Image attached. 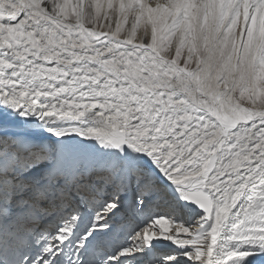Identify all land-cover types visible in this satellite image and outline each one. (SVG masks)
<instances>
[{"label": "bare ground", "instance_id": "obj_1", "mask_svg": "<svg viewBox=\"0 0 264 264\" xmlns=\"http://www.w3.org/2000/svg\"><path fill=\"white\" fill-rule=\"evenodd\" d=\"M2 24L6 26L2 37H10L12 50L20 48L27 59L11 53L10 42L0 37L3 53L10 52L11 60L36 63L32 57L38 56L37 51L47 55L53 49L64 50L72 54L65 57L66 62L102 68L112 77L86 75L87 71L65 67L61 64L66 63L54 57L37 63L69 79L87 81L47 82L40 79L42 74L36 82L0 76V135H21L24 148L36 149L34 165L26 163L24 169L20 168L22 160L17 163L16 172L31 176L13 181L18 182L14 186L20 197L11 207L27 203L26 183L35 184L34 179L43 172L56 171L62 174L57 179H65L68 173L76 177L99 167L104 200L98 204V215L126 205L133 194V202L142 198L138 219L151 209L160 217L152 233L146 234L143 222L132 226L130 238L117 242L119 259L104 254L101 264H155L157 255L163 258L158 264H255L256 258L264 256V236L258 234L262 228L258 222L264 220V107H260L262 103L253 107L241 104L234 95L240 63L241 68L252 71L258 52L264 64V47L257 51L256 46L257 34L264 31V0H0ZM227 37L229 48L220 53ZM106 49L129 55L141 65L146 80L131 66H120L117 57L111 63L101 58L131 79L137 76L152 83L154 96L133 80L83 58H94ZM144 54L165 65L159 68L161 74L151 70L154 65ZM223 72L222 83L218 78ZM256 73L254 69L249 84L254 94ZM164 94L175 98L177 106ZM134 115L138 116L136 126ZM243 134L248 139L242 143ZM238 138L243 150L240 145L237 148ZM102 146L107 147L104 154L99 151ZM19 149L25 157L24 149ZM98 153L101 156L95 159ZM128 155L132 165L142 167L131 171L133 179L121 178L112 191L114 180L109 173L118 170ZM135 176L145 179L144 183ZM168 181L174 185L168 186L170 191L181 198L173 203L164 195L167 201L160 206L155 187ZM141 185L146 188L144 193L137 190ZM180 204L182 209H178ZM129 209L132 211V204ZM175 220L194 226L187 231ZM98 221L101 228L111 226L109 217L100 216ZM173 225L174 235H167ZM69 226H63L67 234L59 236L61 239L73 232ZM92 228H86L83 236L79 232L73 236L81 250L69 243L68 253L62 257L65 264H78L77 255L86 246L84 237L95 236ZM127 253L129 257L123 259ZM43 255L46 252L41 255L44 264H58Z\"/></svg>", "mask_w": 264, "mask_h": 264}, {"label": "rangeland", "instance_id": "obj_2", "mask_svg": "<svg viewBox=\"0 0 264 264\" xmlns=\"http://www.w3.org/2000/svg\"><path fill=\"white\" fill-rule=\"evenodd\" d=\"M13 23V22H12ZM11 23V24H12ZM25 24V23H24ZM25 26V25H24ZM4 27L6 28V26H5V24H2V25H0V37H1V39H3L4 41H6L7 43L8 42H10V44H9V48L12 50L13 48H12V46L13 45H11L12 43V40H11V38L10 37H8V36H6V34H5V36H6V38H5V36H3L2 37V35L4 34ZM11 27H12V25H11ZM263 30H264V25H263V28H262ZM261 29V30H262ZM262 30V31H263ZM2 33V34H1ZM52 33H55V31H53ZM8 38V39H7ZM257 39H256V46L258 47V49H257V51L258 50H260L261 49V47L263 46L264 47V31L263 32H260V35L258 36V34H257V37H256ZM7 39V40H6ZM21 43H22V41H21ZM168 43H170V42H168ZM230 40H229V38L227 37L226 38V40L224 41V44H223V46H221V48L219 49V51H221L220 53H224V51H225V47H226V49H228L229 48V46L228 45H230ZM13 44H15V42L13 43ZM3 50H2V49ZM16 49V48H15ZM133 52H135V51H137V52H139V53H141V51L138 49H134V48H130ZM4 50H5V47H2V46H0V69L2 70H0V76H5L6 75V79H8V80H12L13 78H14V80L16 79V80H24V81H27L28 80V78H29V80L32 82V81H35L36 82V78H39L38 76H41V74H42V76H43V78H40V79H43L42 81H45V80H47V82H48V80H52V81H56L57 79H58V81L59 82H61V81H65V82H72V83H80V82H85V81H87V80H85V79H83L82 77H70L71 79H69V77L68 76H63V75H61L60 73H58L57 71L55 72L54 70L52 71V70H47V68H45V67H42L41 65H39L37 62L36 63H29V64H27L26 62H23V64H22V62H17L16 60L14 61V60H11L10 58H8L9 57V54H10V52L11 53H17L19 56H21V58H22V56H23V58L25 59V60H27L26 59V56L20 51H18V50H20V48L19 49H16V50H12V51H10V52H7V55H5V53H3L4 52ZM56 50V51H55ZM37 51V50H36ZM38 52V51H37ZM57 52V53H56ZM126 52V51H125ZM41 55H43V53H41V52H39ZM4 54V55H3ZM54 56H53V55ZM57 54V55H56ZM68 54H70V55H72L71 53H69V52H66L65 53V51L63 50H58V49H53V51L51 52V53H47V55H44L45 57L46 56H49L50 58L51 57H54V59L53 60H56V61H61V62H64V63H66V65H67V67H71V68H74L75 70H84V71H87L88 73H92V75H97V74H99V76H102V77H107V75L108 74H106L105 72H103V69L101 68V69H98V68H96V69H91V68H89V67H87L88 68V70H91V71H88L87 70V68H85L84 67V65H82V64H80V65H76V63H70V62H66V59L67 58H65L66 56H70V55H68ZM142 54V53H141ZM123 53H119V54H116L115 52H110V50H108V49H106V50H102V52H100V55H96V57L94 56V58L93 57H90V56H83V58H87L88 60H91L92 62H95V63H97V64H99L100 66H102V67H105L107 70H109V71H113V72H116V73H118V74H121V75H123L127 80H129V81H134V83H138V84H140L144 89H147V91H149V92H151V94L154 96V94H153V85H152V83H149V85H148V83H146L145 81H140L141 79L139 78V77H134V78H130V77H132V76H130V75H127L126 74V72L125 71H123L122 69H118V68H115V66H111V65H109V64H106V63H104V61L106 60L107 62H112V60L115 58V57H117V61H118V63H119V65L121 66V65H123V66H128V67H130L131 69H134V71H135V73H136V75H140V77L142 78V79H145L146 80V75L144 76L143 74H142V70L141 69H143V68H141V65H139L137 62H135L134 60L132 61V59H130L129 58V55L128 56H126L125 57V55H124V60L125 61H123L122 62V57H123ZM74 56V55H73ZM105 56H106V58H105ZM144 56H145V58L148 60V61H150L153 65H154V67L151 69L153 72H156L157 74H161V72L159 71V68L160 67H165V65H163V64H159L158 62H156L155 60H153L150 56H147V55H145L144 54ZM143 56V57H144ZM80 57V56H79ZM78 57V58H79ZM103 57H104V61L102 60L103 59ZM64 58V59H63ZM77 58V57H76ZM102 58V59H101ZM129 61V64L128 65H126V62H128ZM253 67H252V71H250L249 72V70L247 69V68H244V67H242L241 68V66L243 65L242 63H240V65L238 66V71H237V75L235 76L236 78V83H235V89H234V95L238 98V100L241 102V104H244V105H252V107H253V105H258L259 104V106H260V104H261V106L260 107H264V67H263V63H261L260 62V60H259V57H258V52H256V55H255V57H254V60H253ZM69 63V64H68ZM123 63V64H122ZM39 66H38V65ZM2 66V67H1ZM31 66V67H30ZM33 66V67H32ZM37 66V67H36ZM83 66V67H82ZM32 69H30V68ZM35 67V68H34ZM137 67H139V68H137ZM6 68V69H5ZM10 68H12L11 70H14L15 72L17 71V72H20L19 73V75H17V77L15 76H11V75H15V74H13V73H15V72H13V71H11L10 70ZM14 68V69H13ZM17 68H18V70H17ZM44 69V72H43V70L42 69ZM179 68V67H178ZM5 69V70H4ZM9 69V70H8ZM21 69V70H20ZM36 69V70H35ZM42 71H41V70ZM256 70L257 71V78H255V82H256V84H255V86H257V88L255 87V94L254 93H251V92H253L252 91V88L251 87H249V84H250V82H251V78L253 77V70ZM6 70H8V71H6ZM31 72H30V71ZM38 70V71H37ZM6 71V72H5ZM10 71V72H9ZM47 71H48V74H47ZM99 71V72H98ZM102 71V72H101ZM1 72H3V73H1ZM22 72V73H21ZM40 72V73H39ZM34 73V74H33ZM45 73V74H44ZM58 73V74H57ZM249 73V74H248ZM1 74H4V75H1ZM33 74V75H32ZM38 74V75H37ZM225 73L223 72L220 76H219V81H221L222 83L225 81ZM9 75H10V78H9ZM24 75V76H23ZM32 75V76H31ZM36 75V76H35ZM48 75V76H47ZM18 76H20V77H18ZM30 76V77H29ZM35 76V77H34ZM48 77V79H47V77ZM252 76V77H251ZM13 77V78H12ZM19 78H21V79H19ZM31 78V79H30ZM78 80H77V79ZM108 78H111L112 79V77H110L109 75H108ZM34 79V80H33ZM74 79V80H73ZM80 79H83V80H81L80 81ZM137 79V80H136ZM258 81H257V80ZM70 80V81H69ZM252 80H253V78H252ZM80 81V82H79ZM132 81V82H133ZM148 82V81H147ZM260 82V83H259ZM258 83V84H257ZM152 89V90H151ZM241 89V90H240ZM257 89V90H256ZM165 95V97L167 98V100L169 101V103L172 105V106H174V107H176L177 106V104L178 103H176L177 101L175 100V98H173L172 96H170L171 98L170 99H168L169 98V96L167 97L166 95H169V94H164ZM258 96V97H257ZM247 97H250L253 101H251L250 103L249 102H247ZM173 100V102L171 103V101ZM135 117L133 118V121H134V125L137 123V120H138V116H136V115H134ZM87 123V122H86ZM136 126V125H135ZM137 126H138V124H137ZM122 130V129H121ZM125 129H123V131H124ZM126 132H127V130H125ZM125 133V132H124ZM244 135V134H243ZM246 135H244L243 136V138H242V136H240L241 138V140H242V143L245 141V140H247L248 139V137H245ZM245 137V138H244ZM239 139V138H238ZM239 139V142L241 141ZM245 139V140H244ZM238 142V140H237V148H240V144H242L241 142L239 143ZM238 145H240V146H238ZM242 146H243V144H242ZM241 146V148H240V150L242 149L243 150V147ZM0 152H1V150H0ZM175 152H177V154H179L178 153V151L176 150ZM174 152V154H176ZM177 154L175 155V156H177ZM174 156V155H173ZM33 159H31L32 160V162L30 163V162H27V165H31V164H35L37 161L35 160L36 159V157L35 156H33L32 157ZM155 161V160H154ZM152 162V161H151ZM154 163V162H153ZM156 163H158V162H155V164ZM171 163V162H170ZM10 166H12V167H15V168H17L16 166H15V161L13 160L12 162H11V165ZM152 167H154V166H152ZM138 176V175H137ZM26 180H29V179H26ZM102 186H104V185H102ZM141 207L140 206H137V205H135L134 207H133V210L135 211V212H137V211H139V209H140ZM136 209V210H135ZM149 210V209H148ZM187 212V211H186ZM157 214H155V212H154V210L153 209H151V210H149V212H148V214L147 215H143L142 214V218H139V220L137 221V223H136V225L137 226H139V224L141 223V222H143V228H144V231L145 230H147L146 231V234H148V233H152L153 232V230H157V226L155 225V223H159V216H156ZM142 219H143V221H142ZM176 225H182V227H184V229H188L187 231H190L189 229L191 228V227H193L194 225H185L184 223H182V221L181 222H178L177 223V221L175 220V222H174ZM136 225H134V226H136ZM150 225V226H149ZM170 228V232H167L166 231V234L167 235H174L172 232H174V230H175V227H174V225L173 226H171V227H169ZM178 228H181V227H178ZM140 230V229H139ZM172 231V232H171ZM125 240V239H124ZM128 251H129V249H128ZM127 251V252H128ZM129 254L130 253H127L125 256H124V259H126V258H128L129 257ZM112 258H114V259H119V258H117V255H115V256H111ZM150 257V256H149ZM156 257V256H155ZM157 258H158V262H160L163 258L162 257H158V255H157ZM158 262L157 263H155V264H158ZM161 262H163V261H161ZM140 264H141V262H140ZM160 264V263H159Z\"/></svg>", "mask_w": 264, "mask_h": 264}, {"label": "water", "instance_id": "obj_3", "mask_svg": "<svg viewBox=\"0 0 264 264\" xmlns=\"http://www.w3.org/2000/svg\"><path fill=\"white\" fill-rule=\"evenodd\" d=\"M37 53H38V54H37L38 56H36V57H32V58H33L35 61H37V62H40L41 59H47V58L51 59L49 56L45 57L44 55H41L39 52H37ZM30 59H31V57H30ZM57 63H58V62H57ZM63 63H64V62H63ZM59 64H61V63H59ZM61 65H64L65 67L67 66L66 64H61ZM61 65H60V66H61ZM19 73H20V72H17V71H16V72L14 73V74H15L14 77L17 76V75H19ZM81 73H83V72H81ZM78 74H79V73H78ZM86 75L92 76V74H89V73H86ZM217 236H219V233L217 234Z\"/></svg>", "mask_w": 264, "mask_h": 264}]
</instances>
